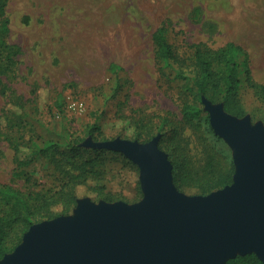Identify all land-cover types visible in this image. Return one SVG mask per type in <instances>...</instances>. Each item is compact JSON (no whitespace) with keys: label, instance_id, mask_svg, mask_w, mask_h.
Masks as SVG:
<instances>
[{"label":"rangeland","instance_id":"rangeland-1","mask_svg":"<svg viewBox=\"0 0 264 264\" xmlns=\"http://www.w3.org/2000/svg\"><path fill=\"white\" fill-rule=\"evenodd\" d=\"M5 9L7 41L17 54L0 85V185L28 193L58 191L69 166L62 159L70 157L66 151L76 138L83 157L96 160L99 173L87 174L73 187L76 199L67 213L60 212L63 201L50 205L58 213L52 218L72 215L80 199L132 204L143 197L137 165L106 148L96 159L93 150L102 148L86 144L116 138L144 143L156 135L169 161L182 159L181 149L188 155L177 163L182 187L174 184L181 193L208 194L222 188H215L217 180L229 173L232 182V149L210 126L203 104L204 99L222 102L213 101L210 92L198 94L193 86L194 45L217 48L231 41L241 47L237 78L243 116L264 125V102L245 75L247 60L254 81L264 84V0H8ZM163 21L176 54L167 61L157 58L152 39ZM8 102L22 105L17 125L8 121L15 118L6 109ZM185 104L200 113L194 125L180 126L173 141L161 121L166 117L179 124ZM95 122L101 135L88 132ZM14 142L52 146L23 168L33 184L13 176ZM211 160L213 169H207Z\"/></svg>","mask_w":264,"mask_h":264},{"label":"water","instance_id":"water-1","mask_svg":"<svg viewBox=\"0 0 264 264\" xmlns=\"http://www.w3.org/2000/svg\"><path fill=\"white\" fill-rule=\"evenodd\" d=\"M210 126L232 149V182L205 195H185L159 135L140 143L88 142L122 152L139 169L143 197L94 203L30 225L0 264H225L254 253L264 263V125L203 100Z\"/></svg>","mask_w":264,"mask_h":264},{"label":"trees","instance_id":"trees-1","mask_svg":"<svg viewBox=\"0 0 264 264\" xmlns=\"http://www.w3.org/2000/svg\"><path fill=\"white\" fill-rule=\"evenodd\" d=\"M8 0H0V85L2 83V76L15 63V55L17 50L15 45L7 41L8 17L6 15L5 6ZM167 23L163 21L154 31L152 35L153 42L156 47V56L161 61H167L171 58H176L173 46L166 38ZM242 52L240 46L229 41L224 45L213 48L204 43L194 45L193 63L196 76L193 79V86L198 94L206 95L209 92L212 94V100H221L223 108L230 114L237 117H242L245 110L240 102L238 96L237 78L239 67L237 62V54ZM245 75L247 84L254 90L255 95L264 102V84L254 81L245 61ZM7 111L15 118H9L8 121L11 125H17L18 117L22 114V105L19 102H8ZM5 109V110H6ZM200 109L191 104H185L182 108V116L179 121H173L169 118H162V125H166L169 129L171 139L178 141L180 134V126L183 128L185 125H194L193 119L198 117ZM5 117V118H4ZM7 114L3 116L6 123ZM89 133L97 132L101 135L100 127L95 122L92 123L88 129ZM140 137V133H136ZM147 138H151L153 133ZM13 176L21 177L26 184H33L32 177L26 173L23 168L29 165L37 153L49 154L52 148L50 145H44L41 148L32 146L31 144H24L20 142L13 143ZM105 149H94L96 159H100L101 151ZM180 150V155L184 161H187L188 155ZM82 148L78 146L76 138H72L71 144L68 148L66 161L69 166L65 168V174L59 178L60 186L58 191L50 193H41L39 191L28 193L18 188L12 187L7 184L0 185V260L2 257L10 252L21 240L22 234L30 227V225L42 219L52 218L55 213L49 207L53 203L62 202L61 211L67 213L71 206L75 203L76 195L73 192V187L81 183L87 174L96 175L98 170L96 168V160L94 158L83 157ZM179 156L170 159L172 164V175L174 183L178 188L182 185L177 182V163L180 166ZM181 159V160H182ZM210 168L213 169L214 162L208 163ZM57 166V165H56ZM231 181V174L220 176L217 180L216 187L220 188L225 186ZM206 193V192H205ZM71 194L67 198L65 196ZM74 195V196H72ZM72 196V197H71ZM225 264H264L254 253H247L243 255H236L229 258Z\"/></svg>","mask_w":264,"mask_h":264}]
</instances>
